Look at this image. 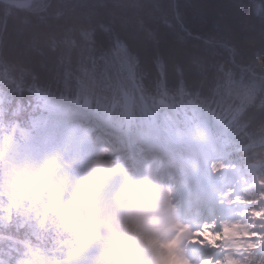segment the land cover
<instances>
[{"label": "trees", "instance_id": "16d2710c", "mask_svg": "<svg viewBox=\"0 0 264 264\" xmlns=\"http://www.w3.org/2000/svg\"><path fill=\"white\" fill-rule=\"evenodd\" d=\"M0 69L8 76L4 128L29 114L34 87L86 88L115 111L127 92L136 111L137 103L143 110L140 95L150 105L157 97L176 108L186 104L183 126L196 122L199 108L212 111L234 164L264 162V0H34L27 8L0 2ZM256 174L264 185V166ZM243 195L257 210L258 192ZM6 202L0 194V264L28 259L30 251L55 254L63 232L37 227L26 209ZM242 264H264V251L245 253Z\"/></svg>", "mask_w": 264, "mask_h": 264}, {"label": "clouds", "instance_id": "9594fccd", "mask_svg": "<svg viewBox=\"0 0 264 264\" xmlns=\"http://www.w3.org/2000/svg\"><path fill=\"white\" fill-rule=\"evenodd\" d=\"M89 183L82 235L71 249L83 254L84 264H180L186 245L178 242L182 220L168 175L120 166Z\"/></svg>", "mask_w": 264, "mask_h": 264}, {"label": "rangeland", "instance_id": "374dc122", "mask_svg": "<svg viewBox=\"0 0 264 264\" xmlns=\"http://www.w3.org/2000/svg\"><path fill=\"white\" fill-rule=\"evenodd\" d=\"M40 5V4H39ZM40 7V6H39ZM43 121L47 122V119H43ZM54 123V121H51ZM62 123H58L57 125H53L55 129H58L59 131H65L64 129L61 128ZM70 125H67L69 127ZM73 133H77L80 135L81 138H90L89 136H84L83 134H80L76 132V130L73 131ZM59 137L60 142L67 141V137L59 132L57 134ZM52 142H56L55 139H51ZM1 147V145H0ZM34 152V151H33ZM108 151L104 152H98L94 151L91 154V158L85 157V160L88 161V165L90 166V169L86 172L87 168L82 169L80 172V175L82 176V181L83 184L88 182L93 179V178H99L102 177L100 171H103V169L100 168V166L96 165V160H100L103 162H110L113 163L116 160V157H112L113 155H108L105 154ZM31 153L29 157L32 155ZM93 163H90L92 162ZM34 163L36 166L42 171L43 167L45 165V161H37L36 159L34 160ZM33 166L30 170L29 173H25L23 176L24 179L29 181L31 185L34 187L39 184V175L38 172L36 171L37 167ZM69 166V165H68ZM147 166V165H146ZM142 167V166H140ZM73 168V167H72ZM106 171V169H105ZM225 174H231L232 170H228L224 172ZM86 174L85 177L83 175ZM222 173H220L218 170H216L215 166H213L208 160H206L204 163L198 165V170L197 173L195 174L192 182L190 183L187 191H190L192 193L198 191V189L205 187L207 184L211 183H217L219 180H224ZM227 185L221 192V195H225L227 198H231L232 195H236V184L230 180H225ZM51 182L54 183V181ZM21 181H17L15 184H17V188L19 187V184H21ZM70 187L71 182L70 180L68 181ZM58 189H61V186H57ZM68 187V189H70ZM78 188H76L77 190ZM80 190V189H78ZM78 190L74 194H69L67 193V197L71 200L73 205L85 208L88 211V203L83 204V203H76L74 201L75 198L78 197L79 193ZM235 195L233 198L229 199V205L227 207H224L226 209V214L227 216L224 217L223 219H220V216L218 214L210 215L212 213L209 211V218L210 220L205 221V223L201 226L200 228V234L204 238V244H203V249L201 253L199 252V258L196 262H190V264H231V255L233 256V253H227L222 249L223 242L225 240L228 241L229 244L233 245V248H241V249H262L264 248V231L261 229H254L252 226L259 225L258 221L260 220L261 222V217H259L263 212H264V199L262 198V202H259L261 206V211L259 213L253 214L246 212L244 210V206L240 205L235 198ZM207 206H205L206 208ZM218 208H214V211L217 210ZM80 211V210H79ZM232 211V214L228 215V212ZM236 211V212H235ZM87 215V214H86ZM86 215H83L79 217L80 223L83 225V218L86 217ZM211 216H213L211 218ZM218 217L219 220L216 218ZM264 222V217L262 218ZM225 222L230 223V227L226 228L225 227ZM194 247H189L186 250L189 252H194L192 248ZM217 248V249H216ZM216 249V253L215 250ZM183 260V259H182ZM181 260V261H182ZM190 261V260H189ZM187 262V260H186Z\"/></svg>", "mask_w": 264, "mask_h": 264}, {"label": "water", "instance_id": "95a60500", "mask_svg": "<svg viewBox=\"0 0 264 264\" xmlns=\"http://www.w3.org/2000/svg\"><path fill=\"white\" fill-rule=\"evenodd\" d=\"M33 1L34 0H0V2H2L4 4L17 6V7H27Z\"/></svg>", "mask_w": 264, "mask_h": 264}, {"label": "bare ground", "instance_id": "6f19581e", "mask_svg": "<svg viewBox=\"0 0 264 264\" xmlns=\"http://www.w3.org/2000/svg\"><path fill=\"white\" fill-rule=\"evenodd\" d=\"M104 164H105V163H104ZM114 169H115V167H114ZM259 217H261V222H260V220H259V221H258L259 225L252 226V228H254V229H256V230L261 229L262 231H264V222H263V220H262V218L264 217V212H263ZM225 227H226V228H229V227H230V223L225 222ZM202 248H203V247H202ZM216 249H217V248H216ZM216 249H214V250H215V253H216ZM187 256L190 258V257L193 256V254H192V255H187Z\"/></svg>", "mask_w": 264, "mask_h": 264}]
</instances>
